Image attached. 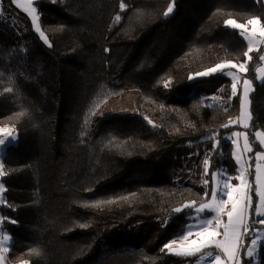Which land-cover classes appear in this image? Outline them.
Returning <instances> with one entry per match:
<instances>
[{
  "label": "trees",
  "instance_id": "1",
  "mask_svg": "<svg viewBox=\"0 0 264 264\" xmlns=\"http://www.w3.org/2000/svg\"><path fill=\"white\" fill-rule=\"evenodd\" d=\"M121 2L38 0L51 42L47 47L28 17L11 0H2L4 10L14 11L29 28L27 40L19 43L0 26V125L18 135V144L8 146L3 157L2 181L11 207L2 206L0 214L17 221L1 225L13 238L10 264H194L195 257L165 255L160 249L182 232L192 214L173 209L206 201L204 192L187 184L150 183L145 165L164 162L178 148L198 147L206 142L202 138L214 135L219 148L209 155L211 171L237 174L226 137L238 128L221 126L240 115L239 95L225 112L200 100L162 102L153 92L170 81L174 95L188 94L202 80L220 76L190 81V74L225 60L243 61L246 42L224 21L264 20V0H174L167 18L163 13L173 0H123V12ZM263 48L251 54L246 74L255 88L251 139L256 130L264 131V84L256 81ZM6 87L13 92L5 93ZM132 92L138 94V115L88 116L94 105H99L96 113ZM109 199L115 203L87 206ZM253 199L255 205L254 194ZM251 217L256 219L254 207ZM133 227L146 230L153 245L106 240ZM32 248L42 255L31 254Z\"/></svg>",
  "mask_w": 264,
  "mask_h": 264
},
{
  "label": "snow or ice",
  "instance_id": "2",
  "mask_svg": "<svg viewBox=\"0 0 264 264\" xmlns=\"http://www.w3.org/2000/svg\"><path fill=\"white\" fill-rule=\"evenodd\" d=\"M38 0H11V4L17 9L26 14L30 18L31 25L39 38L49 47V38L42 30L40 23L41 17L38 9L34 4ZM258 2V0H257ZM2 6V0H0ZM120 10L123 12L126 9L125 3H120ZM174 11V0L169 3L166 11L163 13L167 18ZM2 14V13H0ZM121 15H116L115 21L119 22ZM225 28L234 32H238L239 36L246 42L247 50L243 52L244 60L237 63L232 60H225L216 63L214 66L207 68L204 71L190 74L188 79L191 81L194 78H204L213 75L228 76L231 79V94L228 101L224 102L222 98L213 95L211 99L215 102L209 104L208 107H216L225 112L229 111L226 107L239 95L240 115L237 119H229L227 123L221 127L228 129L230 127L241 126L245 131H232L229 140L232 146L231 156L236 165V175L225 176L222 171H211V160L209 156L203 159V175L202 186L205 188L204 198L206 202H201L197 205L196 201L184 203L181 207L173 209L175 214H180L186 210L191 211V215L187 216V223L182 232L176 237L165 243L160 252L165 255L176 256L181 258H196L195 264H260L259 249L260 242L264 240V232L257 227L264 226V131L256 130L252 133L254 139L249 136L248 130L251 127V101L250 95L255 91L253 80L248 78L242 79V93L238 91V84L241 78L238 74H247L249 71V62L253 60L251 55L254 51H258V46L264 44V20L259 16H252L246 22L241 23L236 19H226L224 21ZM21 51H26L21 49ZM110 49H105L109 52ZM259 61L264 64V54L259 56ZM235 70V71H232ZM11 77L9 80L11 82ZM256 81L264 84V68L257 66ZM169 82L163 86L168 87ZM5 93L13 92L12 87L4 88ZM99 105H94L90 109L88 116L95 115V108ZM23 116L24 113H18ZM102 115V114H101ZM145 121L155 127L153 122L147 117ZM90 120H85V125H88ZM85 133H81L83 137ZM243 144L241 146L240 139ZM18 136L14 128L0 127V149H6L10 143L15 142ZM214 140L212 152H216L219 148V140L216 136L210 137ZM258 144L260 150H256L255 145ZM247 154V159L245 156ZM253 159L255 160L254 168L252 167ZM7 174L3 157H0V178ZM254 174V175H253ZM211 175V179L208 176ZM252 177V179H249ZM236 183H233L232 180ZM211 185V187H209ZM6 191L5 185L0 182V205L11 207L4 199ZM253 194L257 198L254 205ZM120 199H127L121 197ZM115 203L114 199L97 200L88 207L102 208V206ZM254 207L256 217H251V211ZM209 215H205V214ZM226 218V219H225ZM6 222L16 224L15 219L0 216V225ZM81 227L86 225L81 224ZM164 226H167L166 223ZM255 230L256 235L250 236V233ZM246 238L250 240L246 243ZM11 237L8 233L0 230V264H6V253L10 251ZM242 250L243 258H242ZM31 254L40 257L42 252L39 248L29 250ZM22 264H30V261H23Z\"/></svg>",
  "mask_w": 264,
  "mask_h": 264
},
{
  "label": "rangeland",
  "instance_id": "3",
  "mask_svg": "<svg viewBox=\"0 0 264 264\" xmlns=\"http://www.w3.org/2000/svg\"><path fill=\"white\" fill-rule=\"evenodd\" d=\"M34 6L38 9L41 17V12L37 7L36 3L34 4ZM0 13H2L0 14V26L3 27L10 34H12L18 40L19 43L25 42L27 40V36L29 33V28L27 24L24 21H22L18 17V15L14 13V11L12 10L5 11L3 7V3L2 6H0ZM28 19L30 21V18ZM40 23L42 25V30L45 32L41 20ZM31 29L35 33V31L32 28V25H31ZM35 34L38 35L37 33ZM45 34L47 35L46 32ZM49 44L51 45L50 40H49ZM46 46L49 47L48 45ZM227 77L228 76L220 75L209 81L202 80L201 82L195 85V88L190 93L184 95H174L168 84L167 88L163 86L162 88L154 89L153 96L154 98L162 102H170V103H177L183 105L187 104L192 100H200L207 105L214 104L215 102L211 99L213 95L220 97L224 102H227L229 92L231 91V84H230L231 79L230 78L227 79ZM137 97L138 94L132 92L123 97L110 100L95 113L94 119L97 120L103 116L112 114L114 112H123L132 116L138 115V112L136 110ZM125 103L127 105H125ZM225 106L227 107L228 104L226 103ZM0 127L13 128L11 126H1V125ZM235 131H245V129L239 126V128L236 129ZM15 133L17 135L16 131ZM213 136L214 135H207L204 138H202V140H206V142L202 143L198 147L192 146V147L178 148V150L171 153L164 162L155 161V162L146 163L145 170H146L147 180L153 184H177V185L187 184L204 192L205 188L202 186V175H203L202 162L206 155L209 156L212 153V145L214 143V140L210 139V137ZM226 141L229 142V140L227 139ZM17 144H18V139L15 142L10 143L8 146H15ZM240 144L241 146L243 144L242 138L240 139ZM5 151L6 149H0V157H4ZM219 171H222L225 176L229 175L224 169H221ZM3 178H0V182L2 183H3L2 181ZM4 199L6 200L5 193H4ZM2 206L4 205H0V208ZM205 215H209V214L206 213ZM256 219H260V217H256ZM257 227L261 229V232H264V226H257ZM0 230H2L1 226H0ZM147 234L148 233L146 232V230L140 227H133L125 230H118L114 232L112 235H110L108 238H106V240L114 244L127 243L141 247H151L153 245V241L149 238V235ZM256 234H257L256 231L253 230L251 236H254ZM10 237H11V246H12L13 238L11 235ZM249 242L250 240L247 239L246 243ZM243 251L244 250H242V253ZM9 252L6 253L7 256L6 264H10ZM242 258H243V254H242ZM259 259H260V264H262V260L264 259V240H261L260 242ZM253 264H255V262H253Z\"/></svg>",
  "mask_w": 264,
  "mask_h": 264
},
{
  "label": "crops",
  "instance_id": "4",
  "mask_svg": "<svg viewBox=\"0 0 264 264\" xmlns=\"http://www.w3.org/2000/svg\"><path fill=\"white\" fill-rule=\"evenodd\" d=\"M264 47V44H261V45H259L258 46V48H259V50H261L262 48ZM258 50V51H259ZM263 54H264V48H263ZM261 68H264V64H261V66H260ZM232 71H235V70H232ZM239 75V77L241 78V80H240V83L238 84V91L240 92V93H242V90H243V85H242V79L243 78H247L246 77V75L245 74H238ZM230 77H227V79H229ZM230 84H231V81H230ZM250 97H251V95H250ZM251 101V100H250ZM239 117V116H238ZM237 117V118H238ZM236 118V119H237ZM237 128H239V126H236ZM241 127V126H240ZM245 159H247V154H246V156H245ZM262 163H264V162H262ZM1 226V225H0Z\"/></svg>",
  "mask_w": 264,
  "mask_h": 264
}]
</instances>
